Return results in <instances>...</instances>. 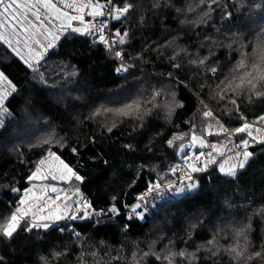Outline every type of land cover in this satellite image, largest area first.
<instances>
[{"label": "trees", "instance_id": "trees-1", "mask_svg": "<svg viewBox=\"0 0 264 264\" xmlns=\"http://www.w3.org/2000/svg\"><path fill=\"white\" fill-rule=\"evenodd\" d=\"M130 2L135 7L127 18L113 23V31L119 28L129 32L126 44L120 46L123 61L109 55L102 45H93V37L62 38L39 65L47 81L44 84L33 79L32 69L0 42V71L19 89L6 101L12 116L0 129V219L15 210L24 189L31 186L28 176L49 150L85 177L77 186L96 213L105 209L102 215L56 222L47 231L28 233L22 223L12 240L0 237V256L4 258L0 264H44L42 256L48 264H133V253L139 257L150 246L160 252L170 242L177 252H196L217 232L222 248L229 247L237 239L234 229L244 227L249 218V239L254 245L249 251H259L264 244V216L258 213L264 207V145L259 144L250 146L255 158L238 180L221 177L213 166L209 170L211 183L207 174L194 173L200 181L198 189L182 196L170 191L162 196L154 193L146 206L143 203L136 209L143 213V219L136 212L135 217L128 218V209L150 184L159 177L178 179L179 170L173 176L170 168L184 167V157L178 147L166 143L174 134L184 135L183 140L174 142L177 146L188 145L193 132L210 143H227L223 136H208L202 130L204 105L228 128L241 125V114L251 122L264 115V101L249 103L246 96L229 92L228 97L239 104L237 112L227 99L215 95L240 58V42L251 53L264 30V8L256 7L264 5V0H217L215 4L205 0L192 13H178L176 9L195 7L199 0ZM209 4L212 10L206 23H180L186 16L197 19L209 10ZM234 39L236 43H232ZM229 43L231 48L226 46ZM179 48H186L191 55L181 54L172 60ZM197 55L208 56L207 64L217 67V73L189 62ZM121 63L127 71L115 70ZM73 71L77 75H71ZM156 92L161 94L153 99ZM173 93L183 107H177L168 118L164 105L172 100ZM137 103L140 114L151 111L142 118L132 110L129 115L116 111L126 105L135 108ZM45 139L51 143L44 144ZM233 139L239 143L238 136ZM72 148L77 151L72 152ZM113 203L120 210L118 214L107 211ZM239 239L242 243L243 238ZM196 254V264H233L223 251L211 256L201 248ZM142 264L162 261L148 256ZM176 264L188 262L177 258ZM252 264H264V260L256 259Z\"/></svg>", "mask_w": 264, "mask_h": 264}, {"label": "snow or ice", "instance_id": "snow-or-ice-1", "mask_svg": "<svg viewBox=\"0 0 264 264\" xmlns=\"http://www.w3.org/2000/svg\"><path fill=\"white\" fill-rule=\"evenodd\" d=\"M216 2L217 0H211V4ZM204 3L205 0H199L195 7L189 5L186 9L177 8L176 11L178 13L181 11L192 13ZM211 4L208 5L209 10L203 11L197 19L189 20L186 16L180 23H192L194 26L206 23V18L210 17L212 10ZM134 7L135 5L130 0H123L122 3H115L114 0H104L103 3L101 0H55V2L54 0H0V42L11 48L12 52L29 69H32L34 73L33 79H39L41 83L47 84L43 73L39 72V65L45 59L49 49L56 47L57 42L62 38L71 40L75 36L93 37V45H102L109 55L123 61L125 54L120 46L126 44L129 32H122L119 28L114 31L111 30L109 21L126 19ZM256 7L264 8V5L258 4ZM231 15V12L227 13V16L231 17ZM86 16L90 17V19H86ZM73 22H79V26H74ZM5 29H7V33ZM41 38L46 40L47 43H43ZM236 42L235 39L232 40V43ZM13 43H15V47H13ZM232 43L226 46L231 48ZM213 44L215 45L217 42L214 41ZM33 45L37 47H33ZM246 47V44L240 42L237 49L240 53V58L233 66L230 76H226L225 80L221 82L225 86L215 94L221 100L227 99V104H231L237 112H239V104L235 98L228 97L227 94L229 92L235 96H246L249 103L254 100L264 101V30L257 36L251 53L245 50ZM209 52L211 55V48ZM181 54L191 55L186 48H179L171 59L176 60V57ZM208 59V56L199 57L197 55V59H192L189 62L204 67L207 72L215 75L218 68L208 65ZM174 66L179 68L180 64L176 63ZM115 70L117 72L127 71V68L121 63ZM71 75L75 76L77 73L73 71ZM218 87L220 86L218 85ZM18 91L17 85L4 72L0 71V129L6 127V118L12 116L11 110L6 106V100L13 94L18 93ZM160 94V92H156L153 99L160 96ZM201 103L203 104V101ZM227 104H225V109H227ZM139 107L140 105L137 103L135 108L133 105H126L125 108L117 109L116 111L119 115H129V110H132L137 112L140 118L151 111V109H147L145 113L140 114L138 112ZM164 107L167 110V117L171 118L175 109L183 107V104L175 100V94L173 93L172 100L166 101ZM108 111L112 110L109 109ZM94 114L98 115L99 110ZM202 116L204 118L202 130L207 132L208 136H212L214 135L213 128H215V135L223 136L227 143L209 145L203 136H197L193 132L191 144H198L201 148L210 147L211 151L207 153L200 152L199 155L186 158L184 167L180 165L171 167L170 171L173 176H176L178 170L182 173L178 178V182L167 180L166 177H159L154 184L149 185L148 193L155 191L162 196L165 192L170 191L177 195H182L186 191L198 189L200 181L195 179L193 174H207L209 183H211L213 177L209 170L213 165L216 166L213 171L218 172L221 177L231 178L236 181L243 174V170L255 158L256 154L249 150L250 145H264V127L257 126L264 124V115L258 116L255 123H249L246 122V118L241 114L240 119L245 122L235 128L226 127L207 105H204ZM213 120L215 124L212 123ZM113 127H115V124H113ZM108 131L111 132L112 128L109 127ZM234 136L239 137V143H236L233 139ZM183 139V134H174L166 143L171 148L178 147L179 151L184 153L185 145L180 144L177 146L174 143L176 140ZM43 143L48 144L51 141L45 139ZM125 147L128 149L133 148L132 145H126ZM71 151L75 153L77 149L72 148ZM229 152L232 155H227ZM217 156L223 157L219 163L217 162ZM201 157L204 158L202 163H200ZM189 160L194 162H189ZM104 164L107 165L108 161L104 160ZM73 179L83 182L85 177L65 163L60 156L49 150L47 155L36 164L35 171L28 176L29 181H40V183L32 184L31 187L25 188L15 210L9 216L0 219V237L5 240H12L18 230L21 229L22 223L24 225L23 231L31 233L34 229L47 231L52 227V224L61 220L91 217L96 213V210L92 202L84 197L78 187L73 191L71 188H62L56 184L45 182L59 181L71 184ZM12 191L18 192L19 189L12 188ZM49 193L55 195L53 196ZM138 199L144 201L145 196L141 195ZM112 200L115 201L116 197L113 196ZM140 207V203L133 205V212H136V209ZM104 211L105 209H100L99 213L96 214L102 215ZM107 211L118 214L120 210L113 203ZM258 213L264 216V207L260 208ZM136 215L140 219L144 218L142 212H136ZM128 218L131 219L132 216L129 215ZM48 221H51L52 224L48 223ZM251 228V218H249V223L244 227L234 229L237 239L234 245L229 247L222 248L219 244L217 238L219 232L214 233L205 245L198 246L196 252L192 253L183 249L178 252L175 251L172 242L160 252L155 251L150 246L149 251L142 253L139 257L137 253H133V264H142L143 260L148 256L155 257L157 261H162V264H176L177 258L187 261L188 264H196L199 260V256L196 253L201 248L211 253V256H217L223 251L229 256L233 264H252L256 259L264 260V244H261L259 251H249L250 248L254 247L249 239ZM60 231L63 232L64 228L61 227ZM75 235L79 237L80 234L75 233ZM239 238H243L242 243ZM55 255L59 256L63 255V253H56ZM40 259L44 264H48L45 257L42 256ZM116 259H119V257H116ZM3 260L4 258L0 256V262H3Z\"/></svg>", "mask_w": 264, "mask_h": 264}, {"label": "rangeland", "instance_id": "rangeland-1", "mask_svg": "<svg viewBox=\"0 0 264 264\" xmlns=\"http://www.w3.org/2000/svg\"><path fill=\"white\" fill-rule=\"evenodd\" d=\"M5 32L7 33V29H5ZM42 39V42L43 43H47V41L46 40H43V38H41ZM6 45V44H5ZM16 45H15V43H13V47H15ZM33 47H37L36 45H33ZM11 49V48H10ZM53 49V48H52ZM52 49H49V51H51ZM37 50H39L38 48H37ZM49 51L46 53V55L49 53ZM15 54V53H14ZM18 57V56H17ZM19 58V57H18ZM20 59V58H19ZM21 60V59H20ZM10 98V97H9ZM8 98V99H9ZM7 99V100H8ZM6 100V101H7ZM263 127H264V124H261ZM215 128L213 129V133H215ZM208 142V144L209 145H211V144H217V143H215V142H212V143H210L209 141H207ZM251 146V145H250ZM207 150H211V148L210 147H203V148H201L198 144H196V145H192L191 144V142L188 144V145H186L185 146V152L184 153H181L180 155L181 156H183L184 158H183V160L185 161V159L186 158H191V157H194V156H196V155H199V153L200 152H204V153H207ZM232 155V154H231ZM203 157H201V161H200V163H202V161H203ZM223 159V157H219V156H217V162L219 163L221 160ZM189 162H194L193 160H189ZM184 165V164H183ZM213 166H215V165H213ZM212 166V167H213ZM46 183H53V184H56L58 187H62V188H71L73 191L75 190V188H77L78 186V183H80L79 181H75V179H73V181H72V183L71 184H68V183H66V182H59V181H45ZM38 183H40V181H31V186H32V184H38ZM30 186V187H31ZM79 188V187H78ZM80 189V188H79ZM196 190V189H195ZM195 190H191V191H186L185 193H190V192H192V191H195ZM80 192L82 193V191H81V189H80ZM184 193V194H185ZM50 195H55V194H53V193H49ZM184 194H182V195H184ZM84 195V194H83ZM182 195H178V196H182ZM85 197V196H84ZM73 199H75V197H73ZM88 218H90V217H88ZM63 221H72V220H70V219H65V220H61V221H59L60 223H62ZM48 223H50V224H52V222L51 221H48ZM54 225V224H53Z\"/></svg>", "mask_w": 264, "mask_h": 264}, {"label": "built area", "instance_id": "built-area-1", "mask_svg": "<svg viewBox=\"0 0 264 264\" xmlns=\"http://www.w3.org/2000/svg\"><path fill=\"white\" fill-rule=\"evenodd\" d=\"M113 23H114V21H112V20H110L109 21V28L111 29V30H113ZM239 121L240 122H245V121H243V120H241V119H239ZM246 122H249V123H255V122H251L249 119H247L246 118ZM257 126H260V127H263L261 124H259V125H257ZM208 151H211V150H208ZM182 175V173L180 172V171H178V178L180 177ZM193 177L195 178V175H193ZM177 182H178V179L176 180ZM154 193H156L155 191H153L152 193H148V192H145V193H143V194H141V195H144L145 196V200L144 201H140L138 198L141 196H139L138 198H137V200H136V203H134V204H137V203H140V204H145V206L147 205V203H148V201H149V197L151 196V195H153ZM146 202V203H145ZM128 212H129V214L132 216V217H134V216H136L135 215V212H133V210H132V207L131 208H129L128 209ZM94 218H96V216H94Z\"/></svg>", "mask_w": 264, "mask_h": 264}, {"label": "crops", "instance_id": "crops-1", "mask_svg": "<svg viewBox=\"0 0 264 264\" xmlns=\"http://www.w3.org/2000/svg\"><path fill=\"white\" fill-rule=\"evenodd\" d=\"M54 2H55V0H54ZM86 19H90V17H87L86 16ZM74 23V26H79V22H73ZM86 37H89V36H86ZM60 41H58L57 42V44L59 43ZM3 43V42H2ZM4 44V43H3ZM7 46V45H6ZM8 47V46H7ZM55 48V47H54ZM50 52V51H49ZM14 53V52H13ZM47 55H45V57H46Z\"/></svg>", "mask_w": 264, "mask_h": 264}]
</instances>
